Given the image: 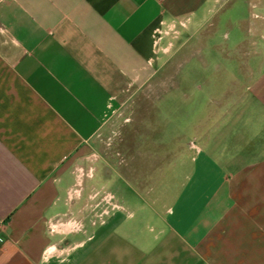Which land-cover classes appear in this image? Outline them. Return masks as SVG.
Instances as JSON below:
<instances>
[{"label":"crops","instance_id":"0c3cea01","mask_svg":"<svg viewBox=\"0 0 264 264\" xmlns=\"http://www.w3.org/2000/svg\"><path fill=\"white\" fill-rule=\"evenodd\" d=\"M188 46L207 71L210 51L227 72L238 53L244 88L189 79L187 127L166 128L159 90ZM122 115L112 175L146 190L169 131L172 176L187 170L154 197L162 238L137 260L101 231L137 211L132 193L89 186L101 134ZM0 264H264V0H0Z\"/></svg>","mask_w":264,"mask_h":264},{"label":"rangeland","instance_id":"374dc122","mask_svg":"<svg viewBox=\"0 0 264 264\" xmlns=\"http://www.w3.org/2000/svg\"><path fill=\"white\" fill-rule=\"evenodd\" d=\"M217 40L220 41V38L217 37L215 42H217ZM218 44L219 43H217V45ZM223 55L224 52H222L221 50L215 52L210 51V71H207L206 69L199 67L201 66L200 61H202L199 56L193 57V59L189 61V46L185 47L178 53L177 57L174 59V65L172 63L173 67L170 66L165 70V75L170 76V78L167 79V83L163 85V87L159 90V93L161 94L160 96H162V99L158 101V104H161V106L159 105V108L164 109V116H162L161 113V117L159 116V120H162V123L166 125V128L179 120H181L182 128L187 127V116L195 108L196 102L193 100L189 101L187 99V95L189 94V92H191L190 87L192 85L189 83V79L194 80L198 77L206 75L207 73L210 75H219L224 70L225 74L223 77L227 78L225 84L226 89L235 86L237 91L243 90L244 82L241 77L242 74L238 69V65L240 63L239 61H242V59L239 58V54L236 53L231 62V70L229 69V72H227L225 68H223V65L228 63V58H226V56L224 57ZM204 58L205 55L203 56V60ZM208 106L210 111H213L217 108V105L214 104V101L211 102ZM178 109H180L183 114L181 117L178 116L176 112ZM156 116L157 113L154 112V120H157ZM125 117V115L119 116L117 118V122L108 131H105L101 134L100 143L102 145V158L93 161V182H91L89 186L101 189L116 187L122 189V191H125L124 189L126 188L127 191L129 190V193H132L133 205L135 207L137 206V211H135L134 209L133 215L130 217L128 215V211L122 210L121 213L123 216V221L121 225L117 228H109L106 226L101 231L102 237L108 234L110 230L120 235L122 239L127 241L129 247L133 252L134 259L137 260L142 255L141 252L145 254H151V252L156 249L158 242L162 238L159 234V228L153 213V209H161V202L159 201L158 203H154V197L163 189L167 190L169 194L176 192L179 189L180 185L183 184L187 170H182L178 176H172L173 164L171 163V159L173 158L172 149L174 147V144H172V134L171 131H169V133L166 132L165 136L162 138L165 145L168 147L167 149H164L165 153L162 162L160 164H156L155 160H153L155 158H151V156H149L147 158L148 163L144 165L146 168L144 171H146L149 176L146 190L141 191L140 189H138L135 183H132V185H125L123 179L115 174L112 175L113 170L112 168H110V164L111 166L114 165L115 167H117V169L118 167H123L125 136L124 119L129 118ZM150 123L151 122L146 124L147 129H155ZM154 124H156V122H154ZM184 133V136L182 134L179 139L182 144L192 139L190 130H187ZM148 138L151 139L152 136H149ZM112 155L116 156V160L112 159ZM116 161L118 164L116 163ZM162 175L165 178L162 179ZM134 189L139 190L136 191L139 193V195L142 196L143 200L136 195ZM97 229L98 228L95 227L94 230L97 231ZM87 246L89 245L87 244ZM107 249V244H102V254L105 255L106 258H108Z\"/></svg>","mask_w":264,"mask_h":264},{"label":"flooded vegetation","instance_id":"af4514ba","mask_svg":"<svg viewBox=\"0 0 264 264\" xmlns=\"http://www.w3.org/2000/svg\"><path fill=\"white\" fill-rule=\"evenodd\" d=\"M221 74H223V75H221ZM221 74H219V75H217V74H211L210 75V78H212L213 76H221V77H223L224 74H225V71L223 70Z\"/></svg>","mask_w":264,"mask_h":264},{"label":"bare ground","instance_id":"6f19581e","mask_svg":"<svg viewBox=\"0 0 264 264\" xmlns=\"http://www.w3.org/2000/svg\"><path fill=\"white\" fill-rule=\"evenodd\" d=\"M67 226H70L69 228H66L67 230L68 229H72V227L74 226L73 224H69V225H67Z\"/></svg>","mask_w":264,"mask_h":264}]
</instances>
